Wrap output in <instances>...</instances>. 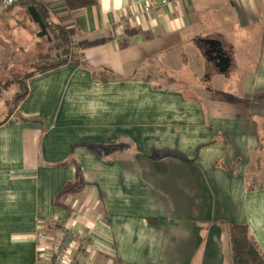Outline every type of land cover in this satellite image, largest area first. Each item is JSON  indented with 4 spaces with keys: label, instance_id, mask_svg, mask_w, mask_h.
Listing matches in <instances>:
<instances>
[{
    "label": "crops",
    "instance_id": "crops-1",
    "mask_svg": "<svg viewBox=\"0 0 264 264\" xmlns=\"http://www.w3.org/2000/svg\"><path fill=\"white\" fill-rule=\"evenodd\" d=\"M26 1L73 50L0 107V264L64 232L78 264H231L233 224L264 254V0Z\"/></svg>",
    "mask_w": 264,
    "mask_h": 264
},
{
    "label": "rangeland",
    "instance_id": "rangeland-1",
    "mask_svg": "<svg viewBox=\"0 0 264 264\" xmlns=\"http://www.w3.org/2000/svg\"><path fill=\"white\" fill-rule=\"evenodd\" d=\"M0 0V107L8 106L6 116L11 115L18 107L17 98L28 89L29 77L45 65L53 64L55 57L64 55L68 50L72 54V43L60 45L56 39L58 32L51 31V41L40 38L39 26L29 17L27 7L22 0H17L6 8ZM227 10L224 17L229 16ZM221 19V18H220ZM219 92V91H218ZM212 95L215 97L218 95ZM211 96V95H210ZM250 182L264 180V160L253 167ZM261 174V175H260ZM250 183V184H251Z\"/></svg>",
    "mask_w": 264,
    "mask_h": 264
},
{
    "label": "trees",
    "instance_id": "trees-1",
    "mask_svg": "<svg viewBox=\"0 0 264 264\" xmlns=\"http://www.w3.org/2000/svg\"><path fill=\"white\" fill-rule=\"evenodd\" d=\"M23 5L27 7L33 6L36 7L38 13L40 14L42 20L47 26V30L49 32V36L51 35V31L58 32V35L56 36L55 40H61L60 45H69L71 42V36L70 33L65 28H60V26H51L47 21V14L46 12L37 4H35L32 1H26L22 0ZM66 8L72 13L74 11L84 9L87 7L95 6L97 5V0H63ZM29 15V13H28ZM30 16V15H29ZM31 18V17H30ZM52 37L50 36V42ZM66 53L62 56L55 57V60L53 61V64L42 66L38 72H35L32 74L31 77L35 75H44L47 73H50L52 71L59 70L68 64H71L72 60V54H69L70 52L65 51ZM30 78V77H29ZM25 90V93L17 98L16 103H21L24 98L27 96V91ZM229 231V245H230V258H231V264H264V254H262V251L256 242V240L250 235V232L248 230V227L245 225L240 224H233L230 226Z\"/></svg>",
    "mask_w": 264,
    "mask_h": 264
},
{
    "label": "built area",
    "instance_id": "built-area-1",
    "mask_svg": "<svg viewBox=\"0 0 264 264\" xmlns=\"http://www.w3.org/2000/svg\"><path fill=\"white\" fill-rule=\"evenodd\" d=\"M17 0H3L2 5L6 8L12 6ZM172 0L153 1L144 6L145 12L155 10L161 5H169ZM37 257L43 264H78L77 258L73 253L76 246L82 250L88 248L83 241L75 243L68 232L57 234L52 239L43 238L39 235L37 238ZM50 241V242H49ZM46 244V245H45Z\"/></svg>",
    "mask_w": 264,
    "mask_h": 264
},
{
    "label": "water",
    "instance_id": "water-1",
    "mask_svg": "<svg viewBox=\"0 0 264 264\" xmlns=\"http://www.w3.org/2000/svg\"><path fill=\"white\" fill-rule=\"evenodd\" d=\"M28 13L30 15L29 17L32 18L33 22L35 24H37L39 26L38 28L41 30L40 33L38 34V36L40 38L47 37L50 41V36H49L48 30H47V26L44 23V21L42 20L41 16H39L40 14L38 13L36 7L29 6L28 7ZM205 42L208 43L209 46H213V47H216L217 45H219L218 43L211 41V40H206ZM211 51H212V53H215L216 55H215V57H210V59L213 61H216V60L220 61V63H218L216 61L217 63H215V64L219 67L221 72H223V71L225 72L226 69L229 68V60L227 58H225L227 56H225V53L222 52V50L218 49V48L212 49Z\"/></svg>",
    "mask_w": 264,
    "mask_h": 264
},
{
    "label": "clouds",
    "instance_id": "clouds-1",
    "mask_svg": "<svg viewBox=\"0 0 264 264\" xmlns=\"http://www.w3.org/2000/svg\"><path fill=\"white\" fill-rule=\"evenodd\" d=\"M106 6V5H105Z\"/></svg>",
    "mask_w": 264,
    "mask_h": 264
}]
</instances>
